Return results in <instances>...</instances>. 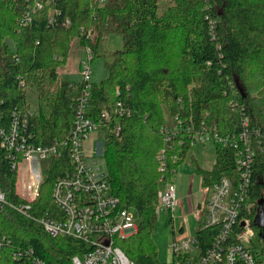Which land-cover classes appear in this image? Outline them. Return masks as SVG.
I'll return each instance as SVG.
<instances>
[{
  "label": "trees",
  "instance_id": "16d2710c",
  "mask_svg": "<svg viewBox=\"0 0 264 264\" xmlns=\"http://www.w3.org/2000/svg\"><path fill=\"white\" fill-rule=\"evenodd\" d=\"M33 2L0 0L2 121L8 124L13 113L27 114L30 142L68 140L84 82L79 73L61 77L59 70L73 38L92 47V64L98 62L90 114L95 120L103 111L111 114L103 127L102 165L113 194L139 218L138 231L119 240L132 260L159 263L151 239L158 191L162 181H172L173 170L192 147L184 136L161 159L166 147L162 128L172 126L176 117L194 129L217 127L221 136L247 128L256 151L251 195L261 203L264 223V96L257 95L264 88V0H52L40 9ZM28 14L31 19H24ZM112 34L121 36L122 46L109 53L106 41ZM28 88L38 95V110L30 115ZM119 101L124 114L117 111ZM211 144L215 163L204 168L192 159L195 171L205 184L222 176L236 182V151ZM70 159L64 148L60 157L44 161L39 194L22 211L26 201L18 195V171L7 150L0 149V187L6 197L0 234L12 239V246L3 249L2 264L30 263L28 255L12 257L18 247H33L48 264H73L74 256L90 248L84 239L49 234L41 222L56 215L53 186L71 169ZM255 228L260 238L263 226Z\"/></svg>",
  "mask_w": 264,
  "mask_h": 264
},
{
  "label": "built area",
  "instance_id": "2783aa9c",
  "mask_svg": "<svg viewBox=\"0 0 264 264\" xmlns=\"http://www.w3.org/2000/svg\"><path fill=\"white\" fill-rule=\"evenodd\" d=\"M46 1L52 0H34L32 7L40 9ZM29 14L24 19L30 20ZM90 35L91 32L88 31L87 37ZM83 49L86 54L79 59L77 73L81 75L84 86L75 102L76 113L69 139L55 141L53 144L30 142L31 134L25 133L28 115L24 114L20 118L13 113V119L5 124L0 111V149L7 150L12 168L18 171V195L26 201L19 207L22 211L39 194L44 161L60 157L63 149H68L72 167L59 176L53 186L52 195L57 211L55 216L46 215L41 219L46 231L53 236L68 235L91 244L86 252L73 257V264H137L123 251L119 240L138 231V219L113 194L103 165L98 163L95 155L83 150V140L91 132L100 129L105 132L103 127L111 119L110 111L107 110L101 113L98 120L90 114L93 51L89 45ZM63 69L65 73L75 71L71 61L66 62ZM117 105V111L124 114L122 102L119 101ZM27 113L30 115L33 110L29 109ZM245 126H248V120L245 121ZM114 131L119 133L120 126ZM162 132L166 147L160 151L161 159H164L167 148L173 143L178 141L182 144L184 136H187L192 146L215 141L236 151L239 173L236 182L230 176H222L206 184L202 179L200 191L204 197L191 211L198 227L193 232L185 231L182 226L177 231L174 230V237L168 244L174 258L170 263L158 264H264V239L258 237L255 228L262 215L261 203L253 200L251 195L252 165L256 151L247 128L237 135L221 136L217 127L194 129L191 124L176 117V122L170 127L162 128ZM102 153L101 149L100 154ZM164 168L163 162L162 169ZM158 197L157 216L166 211L172 212L173 217V211L179 205L175 183L162 181ZM4 203L6 197L0 187V206ZM258 239L263 241V245ZM11 244V238L0 234V264L3 249L10 248ZM33 250V247H18L12 250L11 255L15 259L30 256L28 264H48Z\"/></svg>",
  "mask_w": 264,
  "mask_h": 264
},
{
  "label": "rangeland",
  "instance_id": "374dc122",
  "mask_svg": "<svg viewBox=\"0 0 264 264\" xmlns=\"http://www.w3.org/2000/svg\"><path fill=\"white\" fill-rule=\"evenodd\" d=\"M73 39L74 40L71 43L70 51H68L69 55L67 57L66 62L71 61L74 65H78L80 63L79 59L83 58L86 54L83 48L87 45H81L78 37ZM121 46L122 39L121 36L118 34H112L106 41V47L109 53L117 50ZM97 62L98 61L93 63L94 72L96 67L95 64H97ZM59 73L61 77H64L65 75L69 74L64 72L63 66L60 68ZM27 92L28 101L31 105L30 110H38V95L36 91L32 88H28ZM257 95L259 97L264 96V88L260 90ZM261 108L264 111V105L261 106ZM88 136V138L83 140V150H85L86 153H93V155H95V159L98 160V163L102 165V154H100V152L101 149L103 150L102 145L104 142L103 140L105 138V134L100 129L99 131L91 132ZM192 159L196 160L197 164L201 167L210 168L211 166H213L216 160L215 147L211 143H198L196 145H193L190 149L189 157L183 162L180 167V169L182 170L181 172L185 175L184 178L182 179V181L174 179L176 183L179 182L180 196H187L189 187L191 188L193 181L194 197L200 200L204 197V194L200 191L201 175L196 174L194 172L195 166L192 165L190 161ZM192 174L194 175L193 180L191 178ZM181 202L182 203L180 205H177L176 209L173 211V217L171 214L172 212H161V214L156 217L154 226L152 228L151 239L153 244L155 245L157 260L160 263H170L174 258L172 249L168 246L169 242L174 237V230L177 231L181 224L185 225V231L187 232H193L195 228L198 227V223L196 222L195 216L189 210L188 201L184 200ZM131 211L134 213L136 217L135 219H139L137 218L136 210L131 208ZM260 242L263 245V241Z\"/></svg>",
  "mask_w": 264,
  "mask_h": 264
},
{
  "label": "crops",
  "instance_id": "0c3cea01",
  "mask_svg": "<svg viewBox=\"0 0 264 264\" xmlns=\"http://www.w3.org/2000/svg\"><path fill=\"white\" fill-rule=\"evenodd\" d=\"M78 64V63H77ZM79 68V64L78 65H74V69L75 71L73 73H77V70ZM65 72V71H64ZM69 73V72H67ZM73 73H69L68 75H74ZM76 75V74H75ZM98 144V143H97ZM89 154H93V153H89ZM215 163V162H214ZM183 164V163H182ZM181 164V165H182ZM192 164V163H191ZM181 165L178 167V169L176 170V172L173 174V177H172V181L175 183L176 185V189H177V197L179 199V205L182 203L181 201H184V200H187L188 203H189V210L192 211V209H194V207L197 205L198 203V198H195L194 197V193H193V181H192V185H191V188L189 187V191H188V194L187 196H180V187H179V182H175L174 179H177L178 181H182V179L184 178V174L181 172L182 170L180 169ZM193 165V164H192ZM212 167V166H211ZM194 172L197 174V172L194 170ZM191 177V176H190ZM192 180L194 178V175L192 174ZM201 183H202V177H201ZM182 200H181V199ZM166 212V211H165ZM180 226L184 227L185 229V225L181 224Z\"/></svg>",
  "mask_w": 264,
  "mask_h": 264
},
{
  "label": "water",
  "instance_id": "95a60500",
  "mask_svg": "<svg viewBox=\"0 0 264 264\" xmlns=\"http://www.w3.org/2000/svg\"><path fill=\"white\" fill-rule=\"evenodd\" d=\"M256 224L262 225L263 226V230L260 232V236L264 239V223H263V217L262 215L259 216Z\"/></svg>",
  "mask_w": 264,
  "mask_h": 264
}]
</instances>
